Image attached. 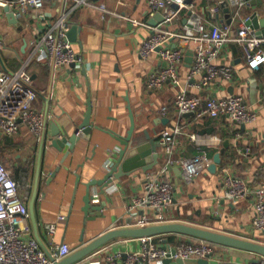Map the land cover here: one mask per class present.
<instances>
[{
  "label": "crops",
  "instance_id": "crops-1",
  "mask_svg": "<svg viewBox=\"0 0 264 264\" xmlns=\"http://www.w3.org/2000/svg\"><path fill=\"white\" fill-rule=\"evenodd\" d=\"M91 1L106 4L122 16L153 26L162 22L160 15H165L158 12L152 16L149 0ZM118 1H123L124 5H118ZM193 1L207 23L227 25L234 36L252 15L264 18V0H249L248 5L238 9L227 4L228 0ZM216 8L220 9L218 14L214 13ZM227 8L229 14L225 11ZM16 11L22 12L23 17L17 24H11L0 9V65L8 72L26 66L38 93L34 108L46 115L47 126L45 135L41 136L32 134L24 124L16 135L0 132V160L18 182L20 196L29 212L33 204L40 239L50 253H54L59 244L67 243L73 254L112 227H129L127 209L132 198L145 193L148 174L159 177L170 159L162 133L177 127L183 133L176 137L173 158H191L206 153L211 165L217 152L224 150V153L216 174L208 171L209 165L192 182H186L182 174L177 173V168L170 171L175 200L167 214L179 222L264 244V235L253 226L256 194L264 190V64L259 70H253L246 61L244 48L230 42L221 50L216 63L230 66L233 77L199 89L194 84L201 76L189 78L193 50L184 43L172 41L174 46L185 47V60L179 74L190 94L198 95L204 101L209 97L241 95L256 113V119L248 125L236 124L228 117L198 119L194 114L184 116L176 110L174 100L178 88L173 83L167 82L160 89L148 87L150 77L166 63L157 54L148 60L140 57V48L148 35L146 28L71 0H45L42 9L17 7ZM188 14L184 11L173 22L164 24V29L182 31ZM60 20H65L69 31L73 26L77 27L70 41L82 58L79 65L54 68L50 61L34 54V41ZM189 52L192 53L191 61L187 62ZM90 108L89 134L74 144L67 140L61 150L54 147L53 139L62 141L79 135ZM130 109L135 116L136 132L142 134L146 130L151 137L161 141L160 159L147 172L139 169L122 178L121 182L109 184L102 194L104 186L97 182L105 178L124 148L113 135L128 136ZM164 120L167 122L162 123ZM191 135H196L197 140L194 141ZM226 142L227 147L224 146ZM228 175L247 182L250 189L247 197L235 201L224 197ZM89 187L93 199L85 212ZM30 223L33 229L31 216ZM48 224H56L54 235L47 232ZM174 235L175 239H169L172 243L177 238L191 240ZM141 248V239L122 238L100 248L80 263L99 261L109 264L108 258L112 257L117 259V264H128L123 261V255L128 256ZM118 254L121 255L117 257ZM258 259L254 253L214 244L208 264H252ZM199 261L195 258L172 260L170 264H199Z\"/></svg>",
  "mask_w": 264,
  "mask_h": 264
},
{
  "label": "built area",
  "instance_id": "built-area-1",
  "mask_svg": "<svg viewBox=\"0 0 264 264\" xmlns=\"http://www.w3.org/2000/svg\"><path fill=\"white\" fill-rule=\"evenodd\" d=\"M69 1V0H63ZM78 5H86L101 11L104 15H115L144 27L148 35L140 48V57L148 60L157 54L166 66L154 73L148 87L160 89L167 82L173 83L178 88L174 100V107L180 115L194 114L198 119L210 117L217 119L228 117L239 125H248L256 119V113L246 104L241 95H232L225 98L209 97L205 101L198 95L190 94L183 85L179 74V68L185 60L186 50L183 45L174 46L172 41L184 43L193 50V64L189 78L201 79L194 85L203 89L211 86L220 79H231L233 69L228 65L216 63L221 50L230 42L240 44L245 51L248 65L253 70H259L264 64V38L259 37L256 30L247 22L243 24L234 36L229 26L210 25L203 15L197 10L193 0H149L152 16L164 12V20L157 25H150L146 21L122 16L117 10L110 9L106 4H97L91 0H71ZM237 9L248 5L247 0H228L227 4ZM45 0H0V9L8 6L17 21L23 14L15 8L42 9ZM118 5H124L118 1ZM188 11V18L182 31H169L164 29V24L171 23L180 15ZM219 8L214 9L218 14ZM69 25L65 20H60L53 25L44 36L34 41V54L39 59H47L54 68L79 65L81 56L76 52L72 42L68 38ZM38 93L33 86L31 75L26 66L16 72H8L0 65V132L8 136L16 135L21 124L28 127L29 131L36 135H45L47 117L43 112L34 108ZM166 111V108L163 109ZM180 128L174 131L166 130L162 133L166 154L170 157L168 163L162 168L160 176L148 174L145 182V193L142 196L132 198L128 205L129 227H145L155 224L179 222L171 218L167 212L173 206L175 200V187L170 178V171L180 169L183 179L192 182L199 173L210 165L206 153L198 154L191 158H173L174 143L177 135L182 134ZM196 141L197 136L191 135ZM247 182L236 176L228 175L225 178L224 197L235 201L249 195ZM254 228L264 235V190H259L255 199ZM111 229H117L112 227ZM50 235L56 233V224L46 225ZM157 238L158 240H153ZM164 236L141 238L142 248L128 255V264H136L144 261L146 264L161 262L170 258L204 259L213 253V244L199 239L168 242ZM53 257L56 261H62L71 255L69 244L61 243L54 248ZM174 251V253H173ZM121 254H118L119 257ZM116 258H108L109 264H116ZM0 264H53L51 258L41 247L33 234L30 223V212L27 204L19 193V184L13 178L11 171L0 160ZM76 264H81L80 262ZM87 264H101L99 261ZM256 264V263H252ZM258 264H264L262 260Z\"/></svg>",
  "mask_w": 264,
  "mask_h": 264
},
{
  "label": "water",
  "instance_id": "water-1",
  "mask_svg": "<svg viewBox=\"0 0 264 264\" xmlns=\"http://www.w3.org/2000/svg\"><path fill=\"white\" fill-rule=\"evenodd\" d=\"M249 1V0H247ZM228 14L230 13V9L227 8L225 10ZM3 12L5 17L9 20L11 24H17L18 21L16 20L13 12L10 11V8L6 5L3 7ZM158 17V16H157ZM161 21H163V17L160 15ZM247 24L256 30L259 37L264 38V18L258 17L257 14L252 15L248 20ZM77 30L76 26H73L70 31L68 32V38L71 39V34L75 33ZM189 58L186 60L187 62L191 61L192 53L189 52ZM1 58V55H0ZM92 109H89L88 117L80 126L81 132L79 135H72L69 137L68 133H66V137L69 139L65 140H58L53 139L52 143L53 146L57 149L61 150L62 147H65L67 140L71 142V144L76 143V141L81 137H86V134H89L91 130V124L89 116L91 115ZM193 114H184V116H192ZM130 117H131V126L128 132V136L125 138H121L118 135H113L119 142L122 143L124 148L119 152V156L112 166L111 170L106 174L105 178L101 181L97 182L98 185L103 187L102 194L104 193V188L107 187L109 184L113 182H121L122 178L126 176H130L136 170L141 169L143 172H147L151 170L155 165L158 164L160 159L159 148L162 147V143L157 138L151 137L148 131H142L140 134L136 132V120L133 111L130 109ZM167 122L164 120L162 123ZM113 134V133H112ZM144 135V136H143ZM56 136V134L54 135ZM143 137L145 140L143 141ZM225 147L228 146L226 142L224 144ZM223 151L217 152L212 160V164L209 166L208 171L212 174H216L218 171V167L222 163V155ZM177 173L181 175L180 169H176ZM91 187V186H90ZM90 187L88 190L87 197L85 198L86 207L84 208L85 212L91 207V200L93 197L90 195ZM30 216L33 224L34 234L42 245V248L45 249L48 256L53 261V264H75L80 262L81 260L85 259L95 251L99 250L100 248L108 245L113 241H117L118 239L122 238H145V237H154V236H167L171 234H178L183 235L191 239H199L202 241H206L211 244L221 245L236 249H241L244 251H248L254 253L259 256L258 260H255L253 263H260L264 260V244L257 243L255 241H249L242 238L230 236L224 233L216 232L211 229L198 227L194 225H190L183 222H170V223H163V224H155L145 227H122L117 229H110L99 237L91 241L90 243L84 245L81 249L75 251L73 254L68 256L62 261H56L53 257L52 253H50L46 247L43 245L40 236H39V228L37 224V220L34 214L33 204L30 206ZM166 243L168 240L165 241ZM174 253V251H173ZM212 255V254H211ZM211 255L204 259H200L199 264H208ZM128 256L123 255V261H127ZM177 261H183L181 259H176ZM164 264H170L172 259L168 258L163 261ZM117 264V262H116Z\"/></svg>",
  "mask_w": 264,
  "mask_h": 264
},
{
  "label": "trees",
  "instance_id": "trees-1",
  "mask_svg": "<svg viewBox=\"0 0 264 264\" xmlns=\"http://www.w3.org/2000/svg\"><path fill=\"white\" fill-rule=\"evenodd\" d=\"M166 238H168V240L170 239V240H173V239H175V235L173 234V235H169V236H166Z\"/></svg>",
  "mask_w": 264,
  "mask_h": 264
}]
</instances>
